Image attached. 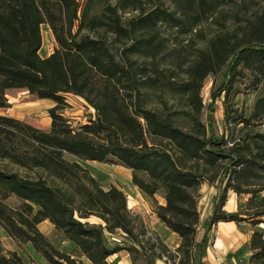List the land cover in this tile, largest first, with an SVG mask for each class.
<instances>
[{
    "label": "trees",
    "instance_id": "16d2710c",
    "mask_svg": "<svg viewBox=\"0 0 264 264\" xmlns=\"http://www.w3.org/2000/svg\"><path fill=\"white\" fill-rule=\"evenodd\" d=\"M97 1L0 0V108L11 106L16 89L55 103L49 129L0 114V161L21 169L0 168V264H28L16 250L2 248V229L19 243L30 242L48 264H116L109 258L124 249L132 264L141 257L155 264L164 256H179L177 264H208L210 232L222 221L252 226L243 264H264V0ZM240 5L255 9L233 30L218 28L178 85L185 57L167 51L161 28L204 36L203 23L212 18L225 26V9ZM127 10L137 13L125 17ZM43 25L56 42L47 56L40 53ZM168 57L173 67H166ZM208 76H214L213 100L204 120L200 91ZM177 90L187 94L190 109L180 106ZM68 95L94 108L89 120L75 126L64 115ZM219 99L221 127L214 118ZM84 160L132 170L133 184L154 199L157 217L180 236L178 248L146 238L125 191L115 184L104 188ZM204 182L217 193L201 221ZM230 191L249 196L234 211L226 209ZM11 197L19 203H8ZM44 220L74 245L72 251L42 232ZM119 232L131 245L109 243L107 233Z\"/></svg>",
    "mask_w": 264,
    "mask_h": 264
},
{
    "label": "rangeland",
    "instance_id": "374dc122",
    "mask_svg": "<svg viewBox=\"0 0 264 264\" xmlns=\"http://www.w3.org/2000/svg\"><path fill=\"white\" fill-rule=\"evenodd\" d=\"M107 0H98L99 4ZM111 2H116L117 0H109ZM149 4V3H148ZM259 6L258 2L256 7ZM254 7V6H253ZM255 9V8H254ZM253 8L248 7L247 9L240 5V7H235L234 9L226 8L228 13L223 23L225 26H219L213 23L214 19H209L208 22L203 23L199 31L204 36L200 34H193L191 36L180 35L176 32L175 29H171L163 26L161 31L165 37V44L167 45V51L177 50L179 53H182L184 58V63L181 68L177 70V75L175 79L178 82V85L182 84L187 80L186 69L189 65V61L194 59L198 53V49L205 47L206 40L218 29L226 28L233 30L237 25L244 23V17L250 16L253 11ZM239 12L243 18H235L234 14ZM137 11L127 10L123 12L122 15L125 17L136 14ZM42 35H43V45L40 50L42 56L51 53L55 46L56 42L53 36V33L48 25L42 26ZM205 37L206 39L202 38ZM172 58H167L166 67H173L170 64ZM214 82V76H208L204 81L203 87L200 91V95L204 104V109L202 111V117L206 120V115L208 112L207 106L212 102L211 91ZM177 98H180V106L185 109H190L192 106L189 103L188 96L185 93H179V91H174ZM155 99L157 96L153 95ZM11 106L8 108H0V114L12 115L24 121H32L37 125V127L46 129L48 126V121H51L49 115V108H51L55 103L51 99H39L36 95H32L28 90L16 89L12 90L9 94ZM254 96L249 95L246 97V103L251 105L253 102ZM63 113L68 117L72 123L77 126L80 123H84L89 120L94 114V108L88 105L83 98H79L75 95L67 96V105L63 110ZM215 124L219 127L222 125L223 118V105L221 99L216 101V107L214 112ZM51 124L49 125L50 128ZM264 130V128H262ZM68 159L75 160L76 158L72 155H66ZM84 166H86L91 173L96 177V179L101 183L104 188H108L110 185H117L122 188L128 196V206L132 207V211L139 215L144 221L149 236H157L164 243L168 245L172 250H176L181 243L180 236L169 229L158 217L155 212L156 204L153 198L145 195L138 186L132 182V170L126 168L120 164L106 163L100 161L84 160L81 161ZM7 167L9 170H19L20 167L0 161V168ZM217 193V188L208 183L204 182L200 189L199 197V210L201 213V221L206 220L212 211L213 202ZM248 195L238 196L233 191L229 192V198L233 199V202L228 200L226 209L230 211L237 210L240 203H243L248 199ZM156 200L160 203L164 202V199L161 195H156ZM130 201H132L130 203ZM8 203L11 205H17L19 200L16 197H11L8 199ZM155 213V214H154ZM91 221H99L96 217H92ZM264 230V223L260 225ZM39 228L44 232L59 248L65 251H72L74 245L70 244L68 240L64 239L63 235L57 231L54 225L48 220L39 225ZM218 225H215L212 231L210 232V237L212 243L210 244L207 253L205 255V261L208 264H243L250 254L249 251V239L252 234V226L248 223H242L239 227L234 228L230 233V239L226 246L221 248H216L214 246V240L217 236ZM203 232L202 226L199 227L198 237L201 236ZM126 235L123 232L116 234L107 233V238L110 244L114 245L118 243L121 246L131 245L129 239L125 238ZM145 238V239H146ZM118 239V240H117ZM120 240V242H118ZM1 245L4 250H16L28 264H48L45 258L36 251L33 245L30 242L19 243L18 241L12 239L5 230H1ZM148 246V245H147ZM150 252V251H149ZM142 257L139 260V264H145L141 261ZM170 260L174 263H178L179 256L175 259H170L167 256L159 258L156 260L155 264H162L159 261L163 262L164 260ZM109 261H114L116 264H126V261H129L132 264L131 253L124 249L109 258Z\"/></svg>",
    "mask_w": 264,
    "mask_h": 264
},
{
    "label": "bare ground",
    "instance_id": "6f19581e",
    "mask_svg": "<svg viewBox=\"0 0 264 264\" xmlns=\"http://www.w3.org/2000/svg\"><path fill=\"white\" fill-rule=\"evenodd\" d=\"M230 202H233V199L229 200ZM132 201H130L131 203ZM235 226V222H219L218 223V230H217V237L215 239V243L214 246L215 247H221L223 245V240L222 238L225 237L227 235V233L229 232V227H234ZM160 263H162L161 261H159Z\"/></svg>",
    "mask_w": 264,
    "mask_h": 264
},
{
    "label": "crops",
    "instance_id": "0c3cea01",
    "mask_svg": "<svg viewBox=\"0 0 264 264\" xmlns=\"http://www.w3.org/2000/svg\"><path fill=\"white\" fill-rule=\"evenodd\" d=\"M50 53H48V54H46V56L47 55H49ZM78 97V96H77ZM80 98V97H79ZM81 99V98H80ZM12 116V115H11ZM17 118V117H16ZM26 122H29V123H31V124H33V125H35V123H33L32 121H26ZM51 124V121H48V126L46 127V129H49V125ZM35 126H37V125H35ZM146 195V194H145ZM130 209H132V207L130 206ZM155 214V213H154ZM48 220H44V221H42L40 224H42V223H44V222H47ZM228 223H231V222H228ZM39 224V225H40ZM236 227H239L236 223H235V226L234 227H229V232L227 233V235L225 236V237H223L222 238V240H223V245L221 246V247H225L226 246V243H228V241H229V239H230V233L232 232V230H234V228H236ZM218 236V235H217ZM216 236V237H217ZM216 239V238H215ZM69 242V241H68ZM70 244H72L71 242H69ZM214 243H215V240H214ZM221 247H216V248H221ZM126 264H131L129 261H126Z\"/></svg>",
    "mask_w": 264,
    "mask_h": 264
},
{
    "label": "built area",
    "instance_id": "2783aa9c",
    "mask_svg": "<svg viewBox=\"0 0 264 264\" xmlns=\"http://www.w3.org/2000/svg\"><path fill=\"white\" fill-rule=\"evenodd\" d=\"M117 240H118V239H117ZM118 242H120V240H119ZM162 264H177V263H174V262H172V261L166 259V260H164V261L162 262Z\"/></svg>",
    "mask_w": 264,
    "mask_h": 264
}]
</instances>
